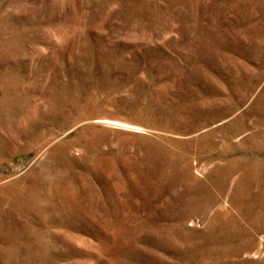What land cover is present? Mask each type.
<instances>
[{"label": "rangeland", "instance_id": "1", "mask_svg": "<svg viewBox=\"0 0 264 264\" xmlns=\"http://www.w3.org/2000/svg\"><path fill=\"white\" fill-rule=\"evenodd\" d=\"M263 220L264 0H0V264H264Z\"/></svg>", "mask_w": 264, "mask_h": 264}, {"label": "bare ground", "instance_id": "2", "mask_svg": "<svg viewBox=\"0 0 264 264\" xmlns=\"http://www.w3.org/2000/svg\"><path fill=\"white\" fill-rule=\"evenodd\" d=\"M248 171L244 172V177H247ZM17 206L22 205L24 200L21 196H15L12 199ZM73 201V199H72ZM198 203H196L197 206ZM207 205V204H205ZM204 205V206H205ZM117 206V205H116ZM206 207V206H205ZM252 217V216H251ZM182 218V217H181ZM180 218V219H181ZM252 227L261 229L263 224L260 220L249 218ZM264 223V220H263ZM138 227V226H137ZM139 231V230H138ZM208 235L205 237L207 244H210L211 250H200L201 256L209 258H230L238 257L240 253L250 252L252 249V238L247 231L233 219H229L223 212L215 214L209 221ZM205 241V240H204ZM262 241V240H261ZM207 244H205L207 246ZM205 245L203 247H205ZM262 243H259V248ZM206 248V247H205ZM209 249V248H208ZM199 250V249H198Z\"/></svg>", "mask_w": 264, "mask_h": 264}]
</instances>
